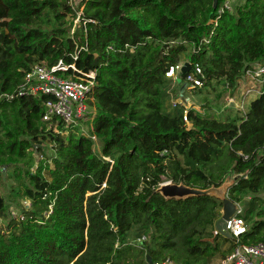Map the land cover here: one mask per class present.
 <instances>
[{
    "label": "trees",
    "instance_id": "16d2710c",
    "mask_svg": "<svg viewBox=\"0 0 264 264\" xmlns=\"http://www.w3.org/2000/svg\"><path fill=\"white\" fill-rule=\"evenodd\" d=\"M213 3L81 0L75 24L70 0H0V168L14 181L8 198L0 192V264L226 258L234 242L215 235L222 202L165 200L156 192L164 178L200 189L233 179L228 197L244 209L243 242L264 243V93L225 120L189 109L191 127L183 105L167 108L174 80L166 73L184 57L204 70L201 95L214 81L233 94L245 70L264 61V0L224 13L223 1ZM59 62L95 73L88 135L44 121L47 96L17 95L34 65ZM136 227L145 244L131 241Z\"/></svg>",
    "mask_w": 264,
    "mask_h": 264
},
{
    "label": "built area",
    "instance_id": "2783aa9c",
    "mask_svg": "<svg viewBox=\"0 0 264 264\" xmlns=\"http://www.w3.org/2000/svg\"><path fill=\"white\" fill-rule=\"evenodd\" d=\"M81 0H70V4L77 13L75 23L81 22L83 8H79ZM223 4L219 13L232 11L235 4L240 0H222ZM186 63H190L191 70L182 74V69ZM71 67L76 74L68 77L63 76ZM65 66L63 62H59L55 66H48L45 63L34 65L24 77L23 83L18 89V96H47L45 102L46 113L44 121L51 122L53 119L57 123L62 121L65 124L66 133L69 131L75 132L76 127H82V122L86 120L88 111V101L90 94L95 86V73H83L79 71L75 65ZM182 75H185L184 78ZM166 76L176 81L181 79L184 81V87L187 89L203 88L206 81V76L202 66L198 63L193 64L188 61L180 62L175 66H171L166 73ZM228 85V84H227ZM264 93V61L247 68L243 76L239 79L235 92L232 94L230 104L239 109L245 115L247 113L246 105H250L252 101L260 97ZM16 95V96H17ZM182 97V98H181ZM10 98H14L11 96ZM186 99L183 91L180 93V103ZM179 104L173 102V108ZM181 105V104H180ZM188 110L184 111V121L190 127L188 121ZM54 131L57 132L56 126ZM82 133L84 132L82 127ZM96 141V138L93 137ZM169 182V181H168ZM235 216L227 221V231L231 235L234 242L233 251L224 259H220L216 263L210 264H264V243L250 245L243 242V236L248 231V226L243 219L244 209L240 204ZM13 217H17L15 212H12ZM215 229V235H218ZM221 235V234H220ZM147 237H142L138 240L139 243L145 244ZM151 264H176L172 259L166 258L162 260L152 261Z\"/></svg>",
    "mask_w": 264,
    "mask_h": 264
},
{
    "label": "rangeland",
    "instance_id": "374dc122",
    "mask_svg": "<svg viewBox=\"0 0 264 264\" xmlns=\"http://www.w3.org/2000/svg\"><path fill=\"white\" fill-rule=\"evenodd\" d=\"M77 24V23H75ZM187 57H184L181 62H186ZM178 79L176 81H174V84L172 86V92L170 94V97L167 100V108L170 112H174L175 108H173V102H177L179 105H183L185 108L187 109H195L199 112H207L209 115H211L213 118H216L218 120H225L227 116H232L235 117L236 115H242L243 112L240 111L237 108H233V106L230 104V99L232 97L231 91L229 89V86L227 84L224 83V81L221 82H217L214 81L212 83V86L206 88V91L201 95L199 93H195V91L193 89H187L186 87L180 86L179 82H181V79ZM181 91L184 92L185 94V100L182 101L180 103V93ZM182 98V97H181ZM210 102V108L206 109L203 107L204 103ZM88 105V111L89 113L86 116V120H84L81 124L82 127L84 128V132L85 133H89L88 132V125L86 124V122L91 121L95 114V108L91 105ZM248 105H246V108L248 109ZM191 127V126H190ZM50 147H44L45 152L48 155L52 154L51 149H49ZM96 150H100L101 148V143L96 139V144L94 147ZM40 159V157H39ZM53 167V166H52ZM0 171L2 172V174L0 175V192L2 195L6 196L7 198L9 197L12 185L14 183V181L10 178H8V175H6L7 170L0 168ZM233 180V179H231ZM164 183L168 182L167 179L164 178ZM26 206H30V203L27 201ZM11 212H15L16 214H19V210L17 209L16 206L11 208ZM12 215V214H11ZM140 230L139 227H136L132 230L131 234H130V238L131 241L138 245V236H137V232ZM231 246V244H227L224 245L222 248L223 250H227L229 247ZM220 260V255H216L214 258H212L211 263H216Z\"/></svg>",
    "mask_w": 264,
    "mask_h": 264
},
{
    "label": "water",
    "instance_id": "95a60500",
    "mask_svg": "<svg viewBox=\"0 0 264 264\" xmlns=\"http://www.w3.org/2000/svg\"><path fill=\"white\" fill-rule=\"evenodd\" d=\"M222 0H214L213 8L217 9L219 2ZM191 70L190 63H186L185 67L182 69V74H186ZM234 180L226 179V181L221 186H212L208 189H200L187 186L183 183L176 184L172 182H166L160 185L157 189V193L160 194L165 200H187L196 197H213L222 202V216L216 222L215 229L223 237L231 239L230 233L227 231V221L236 215L238 210V205L234 203L229 197L228 192ZM149 264L152 260L149 259Z\"/></svg>",
    "mask_w": 264,
    "mask_h": 264
}]
</instances>
